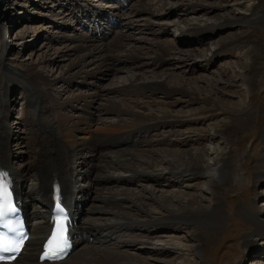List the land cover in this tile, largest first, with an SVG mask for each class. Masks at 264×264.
Masks as SVG:
<instances>
[{"label":"rangeland","instance_id":"1","mask_svg":"<svg viewBox=\"0 0 264 264\" xmlns=\"http://www.w3.org/2000/svg\"><path fill=\"white\" fill-rule=\"evenodd\" d=\"M95 1L103 3L102 7L109 5L105 10L115 16V19L110 17L109 22L106 17L95 19L96 25L100 24L98 28L112 25L111 29L105 30L102 44L111 46V41L121 34L130 35V38L123 39V47L117 50L119 61L113 59V66L120 70L114 71L115 67L113 70L97 67L93 71L99 70L100 73L93 80L81 82L79 77L71 80L68 77L76 76L73 75L72 66L79 58L84 57L83 51L74 49L76 33L73 28L87 38L96 28L90 22L91 13L88 10L80 15L76 13L75 8L86 4V0H0V45H6V49L0 47L3 58V64L0 62V98L4 103L0 115L3 117L8 112L5 124L12 131V136L4 147L9 153V163L15 168L21 166L33 172L34 167L38 166L36 162L41 160L45 163V158L56 157L59 143L69 142L70 138L64 128L58 124V115L74 113L87 116L80 106L71 108L70 104H66L59 109L58 105L47 101L46 96L30 94L29 91H34L23 88L22 81L10 79L11 72L17 75L27 64L36 66L37 72L52 82L49 95L55 102L92 90L104 93L110 88L123 89L126 85L125 75L128 76L129 71L131 75L143 77V80L155 79L150 77L151 73L161 74L156 79L166 77L173 90L182 85L186 91L199 94L200 98L211 94L212 101L220 106L234 111L243 107L244 114L239 117L214 111L213 115H208L210 102H198L195 97L189 98L178 93L164 96L161 92L154 91L152 96L145 95L137 99L143 103L151 102L157 106L168 107L172 114L183 117L184 123H153L155 127L147 132L142 129L141 132L136 130L134 135L126 134L129 137L125 140L129 144L120 147L125 149L123 153H116L117 145L110 151L122 157L124 154L126 157L131 151L152 152L155 158L169 155L170 151L191 152L193 155L205 152L206 162L211 157L213 159L214 152H218L228 163L224 173L213 179L210 185L215 183L219 189L221 204L216 205L209 199L208 187L202 183L203 178L197 172L191 173L189 170L183 176L175 177L172 168L156 161L142 175L138 174L139 176L133 178L132 182H128L129 178H122L123 181L117 179L116 182L105 183L114 193L124 190L134 199L140 197L134 203L144 204L142 209H131L128 207L131 204L123 203V199L116 200L119 203L115 205L119 204L123 213L137 214L135 217L139 220L145 219L142 214L144 210L151 219L165 220L162 208L156 200L145 199V193L151 191L155 193L156 199L162 200L163 196L177 193L180 199L183 196L184 201H190L193 207H206L204 211L208 214L199 223L198 229L184 225V221L181 224L170 222L157 228L148 225L147 229L146 226L136 225L125 229L117 239H105L104 235L98 233L95 236L86 234V245L97 246L105 240V246L126 251L134 257H141V260L146 259L151 264H264V237H253L258 250L248 251L242 247L244 238L254 235L252 232H255L254 226L250 224L253 222L245 221L248 218L242 208L248 207L250 210L251 203L257 206L255 222L264 225V25L255 27L253 22L247 20L252 13H261L264 20V0H144L151 9L146 20H142L136 13L137 0L127 1L119 14L111 11V6H118V2ZM95 1L91 0L89 3L97 4ZM70 20L73 28L69 25ZM97 37L102 38L99 34ZM45 42L49 43L48 48H40ZM160 46L169 49L168 56L163 59L155 57ZM30 53H33L31 57ZM126 54L136 57H125ZM91 60V57L85 58V62ZM93 66L89 62L87 69L91 70ZM243 77L244 82L250 83V87L243 86ZM9 94L11 96L5 98ZM99 101V98L94 100L93 108L100 110ZM151 106L155 109L154 105ZM99 118L105 122L113 121L114 114L101 113ZM216 128H222L229 135V142L226 143L223 136L217 134ZM83 129L74 133V136H85L88 128L84 126ZM91 129L94 132L95 125ZM101 129L103 130H97L101 134L116 133L119 130ZM171 130L177 133H171ZM124 133L125 131H121L110 137L120 138ZM1 140L5 141L3 135ZM92 160L94 164L97 161L96 157ZM91 174L93 175V171ZM109 175L117 178L123 173L109 170ZM22 183L25 187L32 186L33 181L28 179ZM88 193L87 199L76 195L81 203L84 201L83 210L100 204L93 199L97 195L92 190ZM107 195L106 191L102 193V196ZM124 195L115 196L121 198ZM36 205L40 206L39 203H33V206ZM165 205L169 208L171 206L170 210L175 214L182 211L175 200H168ZM208 207L213 210L209 211ZM31 218L33 219L32 216ZM81 220L84 224L87 221L92 224L97 222L95 225L100 223L99 218L90 213L79 216V221ZM198 233L202 238L203 249L199 248V255H192L188 251L190 248L187 243L194 241ZM195 257L197 261H194Z\"/></svg>","mask_w":264,"mask_h":264},{"label":"bare ground","instance_id":"2","mask_svg":"<svg viewBox=\"0 0 264 264\" xmlns=\"http://www.w3.org/2000/svg\"><path fill=\"white\" fill-rule=\"evenodd\" d=\"M89 1L91 2V0H86V4L84 3L81 5V7L75 8L77 10L76 13L78 15L82 14V12H85L87 10L91 13L90 22L91 23L93 22L92 25L96 26V28L93 32H90V35L88 36L89 38H87V36L85 35H81L77 33V30L73 28L71 25L72 19L69 21L70 27H72L74 32L76 33L74 36L76 40V45H74V49L83 51L84 57L79 58V60L72 66V69L74 71L73 75L76 76H70L68 77V80H71L75 77H79L78 80H80L81 82L82 80L85 81L93 80L100 73L99 70L93 71L97 67L98 68L103 67L108 70H113L115 67L113 66L115 65L113 64L114 63L113 59L117 60V62L119 61V58L117 57L118 55L117 50L119 49V47L120 48L123 47L124 44L123 39L130 38V35L125 36L121 34L118 38H114V40L111 41L112 43V45L110 44L111 46L108 45L109 47L108 46L106 47L104 44H102L101 41L103 38L105 39L104 35H106L105 30L107 29L109 30V28L111 29L112 25L111 26L107 25L105 27H103L102 25L100 26L101 28H98L100 24L96 25L95 22L97 20L95 21V19L99 17L103 19L106 17L109 22L110 17L114 18L115 16L113 13L112 15H110L111 12L105 10V7L107 8L109 7V5L102 7L103 3H98V1L96 2L94 0L97 3L94 4V3H89ZM106 1L109 2L110 0H106ZM111 1L114 2L116 1L118 2L119 5L118 6L113 5L111 6L112 10L110 8L109 9L112 12L119 14L122 12L121 10L126 6V3L129 0H111ZM136 6L138 7L136 13L139 14L142 20H146L147 19L146 17H148L149 14H151V9L148 7L147 2H145L144 0H137ZM126 17L127 19L131 20L129 16ZM63 20L62 22H65ZM247 20L249 22H253V26L255 27L264 25L263 23L264 20L263 17L261 16V13L249 14V19L247 18ZM61 26H65V25H61ZM101 29L104 31H102ZM97 34H99L100 37L102 38L99 37L100 39H98ZM91 38H96V39H91ZM47 44L49 43L45 42L43 46H40V48L47 47L48 46ZM0 47L6 49V45L3 43H1ZM32 54L33 53H30L29 56L31 57ZM155 54H156L155 55L156 58L163 59L166 56H168L169 49L166 46H160L157 48ZM86 57L92 58V60L89 61L94 65L93 68L92 67L90 68L91 70H88L89 62H85ZM125 57L134 58L136 56L135 55L128 56L126 54ZM0 62L3 64L2 53H0ZM23 68L17 72V75L11 72L12 76L10 75L11 76L10 79L13 80L16 79L17 81L19 80L22 81L23 88H28L29 90L34 91V92L29 91L30 94L34 93L36 95L41 94L42 97L46 96L47 101L49 100L50 102L55 103L56 105L59 106V109L61 107L64 108L66 104L67 105L70 104L71 108L74 107L75 105L80 106L83 113L87 116L83 117L81 115L79 116L74 113L59 114L58 124L62 126V128H64L67 137L70 138L69 142L68 144H64V142H60V141H59L60 143L58 142L60 147L58 149V153L56 154V157L45 158L46 155L43 153L45 155L44 157L45 163L41 162V160L40 162H36L35 164L38 166L34 167L33 172H31L29 169L22 168L21 166L15 168L9 163L10 161L8 158L9 153L7 149L6 150L4 149V147H6L10 137L12 136V131L10 127L5 124L6 118L8 117V112L3 117L0 115V168H5V170H7L11 174L14 181L18 199L22 203L27 215L29 217L32 216L34 218L33 220L34 223L30 224L31 237L27 241L26 247L24 248L25 249L24 253L21 255L22 258L19 256L20 258L18 257L19 259H16L15 262H13L12 264H18L17 262L19 261L22 262L21 264H151L146 259L141 260V257H134L133 255L129 254L126 251L122 252L120 250H116L115 248L114 249L109 248L111 246L108 245L105 246V240L101 241V243L97 246L90 245L89 247L86 245L88 239L84 238L82 233L88 235L90 234L92 236H95L96 233H98L104 235L105 239H109V238L117 239V236L119 234L122 235L125 229L133 228L136 225L139 226L141 225L143 227L146 226L147 229V227H149L148 225L157 228L159 226L168 225V223L170 222H178L181 224V221L182 222L184 221L183 223L184 225L192 226L194 230H197L199 227V223H202L205 215L208 214L207 211H204L206 207L205 208H203L204 206L193 207L191 206L190 201L185 202L184 197L181 195H180L181 196L180 199L177 196V193L172 192L166 196H163L164 201L162 200V198L156 199L155 193L151 191L147 192V194L145 193L146 196L145 199L148 198L149 200L152 201L156 200L157 204H159L160 208H162L163 212L165 213L164 215L165 220H161V218L151 219L150 215L147 216L148 214H146L147 212L144 209H143L144 211H142V214L143 216H145V219L139 220L138 217H135L137 216V214L131 212L123 213L121 211L122 209L121 206L119 204L115 205L116 203H119L116 200L123 199L122 200L123 203L127 202L126 204H131L128 205V207H130L131 209L132 207L135 210L142 209V206L144 204L140 205L139 203L137 205V203H134L135 201H137L136 198H140V197H136L135 200L132 196H129V194L127 195L124 190H121L122 192L120 193H114L108 187L105 186V183L116 182L117 179L123 181L124 179L122 178H129L127 179L130 180L128 182H132L133 178L142 175L143 172H145L146 169H149L151 167V164L156 161L162 165L167 164L170 168H172L173 170L172 174H174L175 177H181V175L183 176V174H186L184 172L189 170H190L189 172L191 173L197 172L196 174L202 176L203 178L202 183L208 187L209 199L212 202L214 201L213 203L216 205L221 204V200H220L221 193H219V189L217 188V186H215V183H212L210 185L213 179L218 178L219 175L224 173V169L228 163V160L225 159V157H220L218 152H214L213 159L211 157V159H209V161L206 162L204 158L205 156H207V154L205 152H201L197 154L195 153L193 155L191 152L170 151L169 155L167 154L164 155V157L158 156L157 158H155L152 155V152L144 153L143 151L142 152L137 151L135 153V151L134 152L131 151L130 153H127L126 157H124L125 154L122 157L120 156V154L119 155L112 154L110 150H114L113 147L117 145L118 150L116 149V153H120V152L123 153L125 149H122L120 147L127 146L129 144V143L127 144L125 140L126 137H129V135L126 134L134 135L135 132L137 131L141 132L142 129H145V131L147 132L152 127H155L153 123L154 124L160 123L165 125L167 123L168 124L180 123V122L184 123L185 121L183 120L184 118L172 114L171 110L168 107L157 106L155 105V103H151V102L143 103L137 99L140 96L141 98H143L145 95L147 97H149V95L152 96L151 94L154 91L161 92L164 96L178 93L187 96L189 98L195 97V99L198 100V102L199 101L205 103L210 102L211 108L208 111L209 112L208 115H213L214 111H221L223 114L228 113V114H233V116H237V115L239 116L240 114H244L242 113L243 107L239 109V111L238 110L234 111L233 109L222 107L218 103L212 101L211 94H208V96H205L204 98H200L199 94L195 95L193 94L194 92L188 90L186 91L184 88H182V85H179L178 89L173 90L171 89L172 87L167 83L166 77L162 76L163 78L161 77L159 79H156L160 77L161 74L151 73L150 77L155 79L148 80L150 78H146L147 80L146 79L143 80L142 79L143 77L141 76L137 77L135 75H131L130 71L128 72L129 74L128 76L125 75L126 85H124L123 89L110 88L105 90L104 93H99V91L97 90L96 91L92 90L85 94L83 93V94H78L77 96L65 97L64 100L60 102H55V100L51 98V96L49 95L50 94L49 88L52 85V82L45 79L41 73L37 72L36 66L32 64H27ZM118 70L120 69L115 67L114 71H118ZM241 79H242L241 81H243V86L250 87L249 86L250 83L247 84V82H244L245 77ZM40 85H43L44 87H41ZM10 91L11 90L9 86L8 92ZM10 96H11L10 94L9 96L6 95L5 98L8 99V97ZM130 96H132L133 98H130ZM125 97L127 99H125ZM96 98H99L100 100L99 101L100 110L93 108V102ZM3 105H4L3 99H1L0 111L4 109L2 107ZM151 105H154L155 109H152ZM101 113L103 114L111 113V115L114 114L113 121L108 122L107 119L106 120L107 122H105L104 119L102 118L100 119L99 117ZM94 125L96 127V130L93 132L91 126ZM84 126L88 128V132H85L86 135L85 136L83 135V137H79V138L75 137L74 133L83 131ZM111 126L115 127L114 129L116 128L119 129L117 130L116 133H119L121 131L123 132L125 131V133L121 134V136H119L120 138L117 137L111 138L110 135L113 134L116 135L115 132L111 134H104V133L101 134L97 131L99 128H103V130L113 129V128H108ZM216 129H217V134L222 135L226 143L227 141L229 142L230 139L229 135L225 134L222 128H216ZM174 132L175 131L171 130V133ZM62 134L63 133H61L60 135ZM2 135L4 136L5 141L1 140ZM112 140L115 141L113 143H110L112 142ZM95 157L97 161L94 164L92 163V161H94L92 159ZM96 170L97 172H95ZM109 170L111 171L119 170L123 173V175L114 178L111 175H109ZM92 171H93V175L91 174ZM148 175H150V173ZM28 179L32 180L33 184L32 186L25 187L24 185H22L23 184L22 182ZM54 179H57L58 183L62 187V192H63L62 197L64 203L67 204V206H69L73 210L74 219L72 221V232L75 234V239H73L75 243V247L71 251V253L67 256V258L62 262L39 263L37 262L38 254L40 251L39 247L41 245L43 238L45 237L46 233L49 230V224H48L49 209L52 205L51 186ZM72 181H74V184H72ZM19 183H21L20 186ZM90 190H92L94 194L97 195L93 199L99 201L100 204L99 205L94 204L95 206H90L88 210H83L84 201L81 203V201L77 199L76 195H81L80 198L87 199L89 197L88 192ZM104 191L108 193L107 196H102V193H104ZM121 194L122 195L125 194L126 196L124 195V197L121 198H117V196H115ZM168 200L169 201L175 200L176 202H178L182 208L181 213L178 214L173 213V210H170L171 206L169 208L167 205H165V202L168 203ZM33 203L35 204L39 203L40 206L36 205L35 207L33 206ZM249 207L250 210L248 207L242 208V212L245 209V214L248 218V220L245 219V221L253 222L250 224H252L255 228V232H252L254 233V235H248V237H245L244 242L242 244L243 249H247L248 251L249 249L258 250L259 248V247L257 248V246L254 244L253 237H256V235L264 237V225H261L259 222L257 223L255 222V217H256L255 215H256V211H258V208L257 206H254V204L252 203L249 205ZM208 208L209 211L212 209V207L211 208L208 207ZM86 213L87 214L90 213L92 216L95 215L96 218H99L100 223L95 225L97 223L96 221L95 224H92V222L88 223L87 221V224H84L82 223L83 222L82 220L79 221V216L81 217V215H86ZM37 217L39 218V220H37L38 219ZM207 220H208V216H207ZM74 222L75 225L73 226ZM197 236L195 237L194 241H189L187 243L188 248L191 249V250L188 249V251H190L192 255L193 254L199 255L200 253L199 248L203 249V242L201 235H199L198 233ZM143 245L145 244L143 243ZM83 246L86 247L83 248ZM194 259H195L194 261H197L196 257Z\"/></svg>","mask_w":264,"mask_h":264},{"label":"snow or ice","instance_id":"3","mask_svg":"<svg viewBox=\"0 0 264 264\" xmlns=\"http://www.w3.org/2000/svg\"><path fill=\"white\" fill-rule=\"evenodd\" d=\"M3 180V177H0V181ZM3 185L0 183V227L4 226V221L6 220L8 214L3 210ZM0 251H3L2 248H0ZM56 255V252H53V256ZM0 259H3L2 256H0Z\"/></svg>","mask_w":264,"mask_h":264}]
</instances>
